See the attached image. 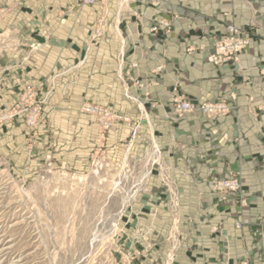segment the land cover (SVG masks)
<instances>
[{
    "label": "crops",
    "instance_id": "0c3cea01",
    "mask_svg": "<svg viewBox=\"0 0 264 264\" xmlns=\"http://www.w3.org/2000/svg\"><path fill=\"white\" fill-rule=\"evenodd\" d=\"M160 4L185 7L186 11H179L181 18L172 24V35L150 44L147 21L160 18ZM223 13L231 14L235 26L249 29L251 43L237 65L218 68L207 63L206 56L211 38L225 31ZM96 30L100 35L94 40ZM0 33L12 41L0 51V112L11 105L22 85L38 88L41 95L53 86L46 109L52 112L54 133L60 140H93L91 120L77 113L82 101L137 118L122 93L130 64L139 65L130 73L133 79L158 83V87L133 88L132 92L139 97L146 93L157 103L149 113L151 128L165 152L163 161L172 169L181 212L200 221L190 224L183 219L181 249L174 264L239 263L251 248L252 228L235 230L237 210L225 211L212 201L209 180L239 175L248 200L244 217L264 216V0H95L93 6H81L77 0H0ZM178 34L185 39L177 38ZM19 41L39 48L27 53L17 47ZM187 44L197 50L188 51ZM120 52L124 53V65L118 72ZM22 59L25 63L19 66ZM162 64H166L163 75L149 76ZM176 70L183 76L178 84ZM171 88L199 103L228 97L230 92H236L237 97L230 103L232 112L214 123L205 124L194 115L174 123L165 119L173 115L166 96ZM130 126L122 125L111 133L112 150L130 133ZM144 131L142 127L138 143H142ZM143 149L139 145V151ZM150 185L160 189L155 177ZM156 216L154 242L169 229L164 226L168 222L165 215ZM217 223L229 238L225 249L220 247L224 240L211 233ZM166 250V244L157 250L156 264L162 262Z\"/></svg>",
    "mask_w": 264,
    "mask_h": 264
},
{
    "label": "rangeland",
    "instance_id": "374dc122",
    "mask_svg": "<svg viewBox=\"0 0 264 264\" xmlns=\"http://www.w3.org/2000/svg\"><path fill=\"white\" fill-rule=\"evenodd\" d=\"M158 9L160 18L147 21L150 44L161 43L172 35V24L181 18L179 11H186L185 7L174 9L161 4ZM221 16L233 22L230 13ZM163 22H168V28L160 25ZM155 25L158 36L152 31ZM99 35L96 30L93 39ZM176 37L185 39L181 34ZM11 42L0 33V51ZM17 47L27 53L39 48L23 41ZM186 49L197 50L189 44ZM120 53L118 72L124 65V53ZM23 59L19 66L28 60ZM127 68L122 93L133 105L137 118L82 101L77 113L91 120L93 140L86 138L76 143L75 137L60 140L55 136L52 112L46 109L53 86L41 95L38 88L22 85L11 105L0 112V264H156L154 258L162 244L167 245V250L159 264L175 263L181 249L179 227L183 219L190 224L200 221L181 212L182 201L171 179L172 169L163 161L165 152L151 128L149 113L157 103L146 93L139 97L132 92L133 88L143 90L159 84L147 78L141 82L133 79L130 73L139 68L138 64ZM165 68L166 64L159 65L149 76L163 75ZM176 73L178 84L183 76L180 70ZM166 96L173 114L166 120L178 123L194 115L200 122L211 124L222 116L208 120L200 107L219 100L233 103L237 93L205 103L179 94L175 88L169 89ZM185 104L194 105L197 111L184 113ZM125 124L131 125L130 133L112 150L109 137ZM142 127L147 132L144 131L142 143H138ZM139 145L143 146L142 151ZM154 177L160 189L150 185ZM158 213L165 215L168 222L164 226L169 229L154 242L152 225Z\"/></svg>",
    "mask_w": 264,
    "mask_h": 264
},
{
    "label": "built area",
    "instance_id": "2783aa9c",
    "mask_svg": "<svg viewBox=\"0 0 264 264\" xmlns=\"http://www.w3.org/2000/svg\"><path fill=\"white\" fill-rule=\"evenodd\" d=\"M77 1L82 6H93L95 4V0ZM221 20L225 23V31L223 34L211 38V45L206 56L207 63L218 68L225 66L229 62L236 64L239 56L248 51L251 43L249 29L236 27L233 22L226 17H222ZM166 23L163 22L160 23V25L164 28H168V24ZM152 31L155 36L159 35V28L157 25L153 27ZM189 50L192 52L191 49ZM121 65L122 60H120V66ZM190 106L191 105L185 104L183 107L185 111L183 112L186 113L190 110L197 111L194 105L193 107ZM200 111L204 118L210 120L215 117L229 115L232 112V107L229 102L219 100L217 102L203 104L200 107ZM209 186V197L215 204H218L228 212L232 209L237 210L234 215V217L237 218L234 224L235 230L243 231L245 227L252 228L251 248L245 251L244 256L238 264H254L255 261H258L259 264H264V216H259L255 219L244 217L243 210L248 206V200L244 194L239 175L229 174L228 176H222L220 178H211L209 180ZM210 218L211 217H207V220ZM205 222L206 221H203V223ZM211 233L224 240V243L221 244L220 247L225 249L229 238L222 232L220 223H217L211 228Z\"/></svg>",
    "mask_w": 264,
    "mask_h": 264
}]
</instances>
